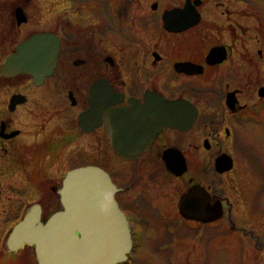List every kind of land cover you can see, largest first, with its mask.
Returning a JSON list of instances; mask_svg holds the SVG:
<instances>
[{
  "label": "flooded vegetation",
  "instance_id": "obj_1",
  "mask_svg": "<svg viewBox=\"0 0 264 264\" xmlns=\"http://www.w3.org/2000/svg\"><path fill=\"white\" fill-rule=\"evenodd\" d=\"M32 1L0 0V202L4 204L3 221L15 216L20 209L24 213L26 207L35 202H25L29 189L41 192L45 184L52 192V197L47 200L54 202L56 209L46 215L39 198L37 203L41 206L43 219L61 208L56 189L66 173L57 179L50 178L42 169L35 171L31 160L56 156L55 151L61 149V143L68 148L78 137H86L91 142L92 161L84 165L100 167L109 175L117 188L115 200L129 225L133 247L127 260L118 264L129 263L139 240L152 239L163 243L160 250L168 249L172 238L188 230L182 229L183 225L188 228L192 225L199 233L212 224L184 217L178 211V203L192 187L199 186L204 191L203 197H208L207 205L212 207L220 203L223 213V198L216 193L214 183L206 184V178L207 173L216 177L234 168L235 160L229 145L237 142L236 127L255 105L243 101L244 90L236 86L241 69L246 70L247 64L249 71L253 68L251 50L246 47L241 52L244 62L238 61V55L239 45L246 44L244 35L251 29L254 12L259 10L254 8L255 0H151L150 3V0H133L136 25L151 26L152 29L159 26L161 36L152 40V54L133 52L120 55L123 58L120 61L118 56L104 55L98 48L105 42L103 34L110 26L113 28L111 20H121L120 8L114 4L110 6L111 0H37L39 7L31 10ZM142 5L145 6L142 8ZM164 15L169 29L163 27ZM18 18L24 21L18 23ZM95 21L99 23L94 26ZM121 23L118 30L128 27L127 24L124 26L123 20ZM37 33L53 36L50 46L56 53L57 66L64 54L67 59L75 57L73 63L89 64V71L92 74L94 70L100 71V76L87 85L86 106L80 110L77 96L73 91H67L70 107L76 110L71 113L69 128L57 130V138L45 136V133L42 138L26 142L25 147L33 143L38 145L29 153L20 150L16 142L22 131L14 127L13 115L30 105L33 98H38L31 95L30 89L43 88L47 78L37 87L31 76L20 74L29 79L18 84L14 81L17 76H3L1 67L21 42ZM124 34L134 45L132 32L128 30ZM142 46L143 52L149 51L146 44ZM262 52L258 49L256 55L261 58ZM126 61L135 64L134 80L115 75L122 74L120 63ZM141 62L144 63L142 68ZM160 64L165 67L163 83L166 86L145 84L142 71L150 75ZM124 74L125 77L131 75L128 71ZM100 80L113 94L105 91L99 98L101 106L93 109L91 90ZM201 80L208 81L209 87L204 88ZM69 91L73 93L74 105L68 97ZM257 93L264 99L263 86ZM14 95H22L25 101L12 104L10 99ZM159 99L165 100L169 107H176L159 112L174 118V121L169 120L170 125L162 126L163 120L158 117L154 101ZM42 100L43 97L32 102L35 110L39 109V101L45 106ZM85 111H89L87 129L79 124V116ZM95 144H99L97 148ZM222 155L231 158L232 168L219 172L215 161ZM26 158L30 161L26 162ZM168 161L175 165V172L168 169ZM15 192L21 195L11 200L12 194L18 195ZM22 215L13 221V225ZM0 253V264H37L32 245L8 251L4 242Z\"/></svg>",
  "mask_w": 264,
  "mask_h": 264
},
{
  "label": "rangeland",
  "instance_id": "obj_2",
  "mask_svg": "<svg viewBox=\"0 0 264 264\" xmlns=\"http://www.w3.org/2000/svg\"><path fill=\"white\" fill-rule=\"evenodd\" d=\"M39 1H32L31 10H36L39 7ZM113 4L118 9L120 8L119 17L121 20L112 22L110 19L113 28L110 26L107 32L103 34L105 42L101 46L99 45L98 48L103 51L104 55L118 56L119 61L123 60L120 55H131L133 52L135 54H152V50H150L152 40L161 36V28L157 26L156 29H152L151 26L136 25L133 17L134 11H132L136 10V5L133 4V0H111L110 6ZM143 6L145 5H142V8ZM124 7L125 9L122 10L121 8ZM254 8L259 10L254 12L255 16L251 29L244 35L246 44L239 45L238 55V61L244 62L240 55L241 52L246 47L251 50L253 53V68L252 72L249 71V66L246 63L247 68L246 70L245 68L241 69V75L236 81V86L244 90L242 100L255 105L246 112L247 117L242 119L240 125L236 127L239 136L237 142L229 145L231 155L235 160L234 168L228 173L216 177L213 176L214 174L207 173L206 178V184L214 183L216 193L223 198L224 208L221 217L212 224L206 225L204 230L199 233L195 231L192 225H189V228L183 225L181 228L188 230L172 238L171 245L166 246L168 249L164 247L160 250L163 243H156L152 239L139 240L130 256L129 263L126 262L125 264H264V99H260L257 93L260 86L264 87V0H255ZM110 15H113L112 12H110ZM122 20L124 26L127 24L128 27L118 30L117 28L121 26ZM98 23L95 21L94 26ZM128 30L130 33L132 32L134 45L133 42H129L125 38L127 35L124 33H127ZM143 44H146V48L149 49L148 52H143L145 51ZM161 44L163 45L164 41ZM138 49L140 52H138ZM258 49L263 51L261 58L256 55ZM74 59L75 57L67 59L63 54L54 75L49 79L47 78L43 88L38 90L34 89L33 86L34 90L30 89L31 95L38 97L33 98L32 102H36L35 99L43 97L42 102L46 103L45 106L39 101V109L35 110L36 108L31 102L32 105L28 104L22 107L18 113L13 115L14 127L22 131V136L16 141L20 150L30 153L38 148V145L33 143L30 147H25L23 144H26V142L42 138L45 133L47 134L45 136L57 138L55 135L57 130L61 128L66 131L69 128L71 113L75 109H71L70 102L67 99L68 90L73 91L79 99V110L86 106L87 85L93 78L100 76V71L94 70L92 74L89 71V64L75 66L73 64ZM120 65L123 72L115 75L120 76L121 79L128 80L131 77V80H134L132 73H134L133 67L135 64L126 61L125 63L121 62ZM137 65L139 66V63ZM143 66L144 63L141 62L140 68ZM164 70V64H160L151 70L150 75L142 71V80L145 84L151 83L158 87H165L166 85L163 83ZM125 71L131 73V75L125 77ZM1 79L0 77V82ZM28 79L29 77L26 75H19L14 78V81L18 84L19 82L26 83ZM231 79L225 80L232 82ZM142 85L144 86V84ZM209 85L208 81L202 82L204 88L209 87ZM249 98L250 100H248ZM51 128L52 130L48 132L47 130ZM90 145L91 142L86 137H78L72 146L68 148L65 147V143H61V149L55 151V154L58 153L56 156L31 160L33 161L31 166L35 167V171L42 169L45 171V176L49 174L50 178L57 179L68 170L92 161L89 151ZM98 145L95 144L94 147L97 148ZM222 145L224 146L225 143H222ZM25 161L30 160L26 158ZM48 188L45 184L44 191L41 192H34L29 189L28 198L25 201L29 203L35 201L34 203H37L40 198L39 200L44 204L43 210L46 215L56 209L54 202L47 200L52 197V192ZM8 193L9 191L6 192L7 195ZM19 193L17 196L12 194L10 199L19 198L21 195ZM3 195H5V192ZM3 209L4 204L1 201L0 246L5 242L13 221L23 214L20 209L15 216L3 221L1 215ZM12 209L14 210V207ZM4 233L6 235L2 239ZM1 257L0 253V260Z\"/></svg>",
  "mask_w": 264,
  "mask_h": 264
},
{
  "label": "water",
  "instance_id": "obj_3",
  "mask_svg": "<svg viewBox=\"0 0 264 264\" xmlns=\"http://www.w3.org/2000/svg\"><path fill=\"white\" fill-rule=\"evenodd\" d=\"M23 21V18H18V23ZM163 27L169 29L165 15ZM52 38L51 35L37 33L21 42L3 63L1 74L7 78L26 74L32 77L35 86L42 85L57 66L56 53L50 46ZM73 64L79 66L83 62ZM101 83L102 80L97 81L91 90L93 109L101 106L99 98L105 91L113 94L106 83ZM68 97L74 105L71 91ZM159 100L154 101L158 117L163 120L162 126L170 125L169 120L174 121V118L159 112L176 107H169L165 100ZM24 101L22 95H14L10 99L12 104ZM88 113L85 111L79 116L83 129H87ZM167 166L171 172L176 171L170 161ZM215 167L219 172L231 169V158L225 155L218 157ZM116 191L109 175L97 166L86 165L69 170L56 189L62 208L43 221L41 206L37 203L31 205L8 233L5 240L7 250L16 251L23 245H33L37 264H118L126 261L132 239L127 219L115 200ZM203 196L201 187H192L179 200L178 211L188 219L204 223L220 218L221 204L209 207L207 195Z\"/></svg>",
  "mask_w": 264,
  "mask_h": 264
}]
</instances>
